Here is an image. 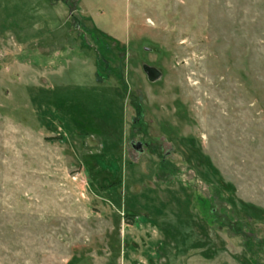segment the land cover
<instances>
[{
	"label": "rangeland",
	"instance_id": "obj_1",
	"mask_svg": "<svg viewBox=\"0 0 264 264\" xmlns=\"http://www.w3.org/2000/svg\"><path fill=\"white\" fill-rule=\"evenodd\" d=\"M0 264H264V0H0Z\"/></svg>",
	"mask_w": 264,
	"mask_h": 264
},
{
	"label": "water",
	"instance_id": "obj_2",
	"mask_svg": "<svg viewBox=\"0 0 264 264\" xmlns=\"http://www.w3.org/2000/svg\"><path fill=\"white\" fill-rule=\"evenodd\" d=\"M145 71L147 72L151 81H155L161 76V72L155 67L147 66L145 67Z\"/></svg>",
	"mask_w": 264,
	"mask_h": 264
},
{
	"label": "trees",
	"instance_id": "obj_3",
	"mask_svg": "<svg viewBox=\"0 0 264 264\" xmlns=\"http://www.w3.org/2000/svg\"><path fill=\"white\" fill-rule=\"evenodd\" d=\"M97 78H98V82L99 83L104 82L106 80V78L103 77V75L100 73L99 70L97 71ZM134 106L137 107V109H140V105L139 104L138 105H134Z\"/></svg>",
	"mask_w": 264,
	"mask_h": 264
}]
</instances>
